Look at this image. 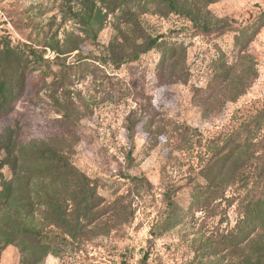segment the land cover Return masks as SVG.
Listing matches in <instances>:
<instances>
[{
    "label": "rangeland",
    "instance_id": "obj_1",
    "mask_svg": "<svg viewBox=\"0 0 264 264\" xmlns=\"http://www.w3.org/2000/svg\"><path fill=\"white\" fill-rule=\"evenodd\" d=\"M208 9L229 20L235 32L203 34L174 14L140 17L146 35L181 47L177 68L163 71L157 50L120 69L94 60L119 37L118 28L126 27L111 15L96 42H82L81 51L62 56L78 63L79 55L86 57L89 67L71 88L68 127L61 123V94L50 91L37 73L29 75L14 111L0 118V134L18 127L24 143L68 134L76 167L95 182L106 204L119 199L127 211L120 217L115 205L92 235L82 242L68 239L61 256L49 255L41 264H143L146 254L147 264H197L208 237L235 228L237 203L220 199L207 211L195 206L194 197L205 184L201 173L216 151L213 143L221 146L219 139L264 111V0H220ZM244 30L246 38L240 37ZM0 34L13 45L40 50L53 40L68 49L70 34L85 38L76 21L68 20V0H0ZM55 57L46 51V59ZM222 71L228 77H217ZM186 127L192 129L187 135ZM252 129L255 133L257 124ZM2 175L11 178L8 167L0 170V191ZM172 203L186 215L175 227L161 229ZM119 218L129 222L118 225ZM22 262L19 246L8 247L1 259Z\"/></svg>",
    "mask_w": 264,
    "mask_h": 264
},
{
    "label": "trees",
    "instance_id": "obj_2",
    "mask_svg": "<svg viewBox=\"0 0 264 264\" xmlns=\"http://www.w3.org/2000/svg\"><path fill=\"white\" fill-rule=\"evenodd\" d=\"M218 1L68 0V20L76 21L85 34V38L70 34L68 49H63L60 41L55 40L47 43L45 50L33 44L13 45L10 37L0 34V118L14 111L26 90L29 75L37 73L50 91L61 94L62 100L57 99L61 123L68 127L72 113L71 88L77 79L85 76L89 67L83 64L86 57L79 55L81 62L78 63L62 56L81 51L82 42H96L112 15L126 24L125 29L118 28L122 41L116 37L106 53L94 60L120 69L157 50L161 54L162 71L172 64L176 69L181 51L179 44L163 36L146 35L140 17L150 12L174 14L185 18L203 34L235 32L229 20L217 19L208 9ZM247 35V30L240 33L242 38ZM48 49L56 53L54 60L45 58ZM225 76L228 77V71L217 75ZM48 79H52L49 84ZM255 124L258 130L254 133ZM263 128L262 110L253 122L219 139L221 146L213 143L216 151L201 173L205 184L196 189L194 204L209 211L220 199H226L230 205L237 203L238 222L228 233L208 237L202 243L197 264H264ZM182 132L187 135L192 129L186 127ZM74 152L75 145L68 143V134L28 143L20 141L18 127L0 134V165L8 167L11 173L10 179L1 177L0 264L4 251L10 246L21 248L22 264H41L49 255L61 256L68 249V239L82 242L92 235L95 232L92 227L99 228L98 223L115 205L117 215H126L119 199L105 203L95 182L74 164ZM229 189L235 191L227 198ZM185 215L172 203L169 215L159 226L169 230ZM119 219L118 225L129 222V218ZM148 259L146 254L143 264H147Z\"/></svg>",
    "mask_w": 264,
    "mask_h": 264
}]
</instances>
